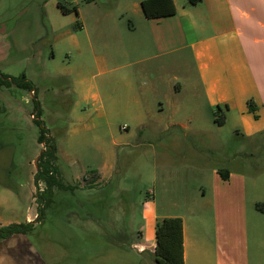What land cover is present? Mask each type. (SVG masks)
I'll list each match as a JSON object with an SVG mask.
<instances>
[{
  "label": "rangeland",
  "instance_id": "obj_1",
  "mask_svg": "<svg viewBox=\"0 0 264 264\" xmlns=\"http://www.w3.org/2000/svg\"><path fill=\"white\" fill-rule=\"evenodd\" d=\"M140 1L0 0V71L25 73L36 91L0 87V216L23 220L30 208L38 215L43 207L42 222L28 234L47 264H156L153 255L134 246L145 222L142 199L160 208L173 197L193 196L186 160L198 154L182 137L142 130L123 90L125 72L133 67L119 66L132 60L115 57L130 45L128 25L144 17ZM59 2L77 11L65 13ZM96 56L109 60L104 74L95 67ZM97 92L102 96L95 97ZM40 120L56 145L58 180L71 186H54L48 206L37 200L45 182L37 187L34 179L45 149ZM222 129L230 154L240 138ZM250 151L254 156L247 162H215L223 168L263 169L264 141ZM96 170L103 173L100 180Z\"/></svg>",
  "mask_w": 264,
  "mask_h": 264
},
{
  "label": "crops",
  "instance_id": "obj_2",
  "mask_svg": "<svg viewBox=\"0 0 264 264\" xmlns=\"http://www.w3.org/2000/svg\"><path fill=\"white\" fill-rule=\"evenodd\" d=\"M174 2L175 14L156 18L144 14L138 25H128L130 45L110 58L132 60L119 67H133L131 73L125 72L128 84L123 90L133 101L141 129L182 137L198 154L186 160L193 172V196L173 197L160 208L154 200L142 199L145 222L134 246L152 255L157 221L179 216L186 264H264V168L254 172L229 168L227 179L219 171L229 161H250L251 145L260 147L264 141V0ZM98 58L95 67L104 74L109 60ZM146 78L147 84L142 82ZM89 81L94 89L92 76ZM104 85L108 91L109 84ZM218 107L223 125L215 121ZM226 127L240 138L230 154L221 136ZM93 173L99 180L103 177L99 170ZM35 212L30 208L23 220L1 215L0 225L35 220L36 226L42 220H36ZM0 264L47 262L27 234L0 242Z\"/></svg>",
  "mask_w": 264,
  "mask_h": 264
},
{
  "label": "trees",
  "instance_id": "obj_3",
  "mask_svg": "<svg viewBox=\"0 0 264 264\" xmlns=\"http://www.w3.org/2000/svg\"><path fill=\"white\" fill-rule=\"evenodd\" d=\"M200 0H189L190 3H196ZM58 6L63 12L77 11V7H66L62 2ZM141 6L145 16L148 18H156L162 16H169L176 13V6L174 0H143ZM17 85L22 88L32 90L36 93L33 83L27 79L25 73L20 76H13L0 71V87H11ZM35 99V98H34ZM221 108L218 107V114L215 121L219 125L225 122L224 116L220 113ZM40 125V143H44L43 149L37 158V171L34 174L36 186H39L40 181H44L46 188L37 193V200L40 203H45L48 206L52 202L54 186L69 189L71 186L65 185L58 180V160L56 145L52 138L48 135V130L43 126L42 121H38ZM263 134V133H262ZM259 169H254L258 171ZM220 174L223 179L230 176V169H220ZM44 214L43 207L39 208L36 220L40 221ZM35 220L26 223H11L8 225H0V242L12 238L16 235H27L34 227ZM156 246L152 253L156 264H186L185 250H184V223L182 217L169 216L157 221L156 224Z\"/></svg>",
  "mask_w": 264,
  "mask_h": 264
}]
</instances>
